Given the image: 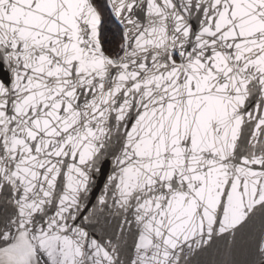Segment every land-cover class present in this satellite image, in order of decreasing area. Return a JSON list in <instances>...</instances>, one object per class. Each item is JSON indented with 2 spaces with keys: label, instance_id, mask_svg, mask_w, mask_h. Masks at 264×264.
I'll return each mask as SVG.
<instances>
[{
  "label": "snow or ice",
  "instance_id": "1",
  "mask_svg": "<svg viewBox=\"0 0 264 264\" xmlns=\"http://www.w3.org/2000/svg\"><path fill=\"white\" fill-rule=\"evenodd\" d=\"M0 264H264V0H0Z\"/></svg>",
  "mask_w": 264,
  "mask_h": 264
},
{
  "label": "water",
  "instance_id": "2",
  "mask_svg": "<svg viewBox=\"0 0 264 264\" xmlns=\"http://www.w3.org/2000/svg\"><path fill=\"white\" fill-rule=\"evenodd\" d=\"M111 164L109 163L108 165L105 166V176L111 171ZM103 184H104V177H100L98 176L96 178V182L93 185L91 191H90V195H89V199L91 200L92 203L95 202L96 197H98L99 195L102 194V189H103ZM88 207H91V203H88ZM258 239V229L256 231L253 232V234L249 237V244L250 245H254L256 240ZM238 258L240 259H250L253 261H258L259 257L256 256L254 254V252H252V250L250 248H246L244 254L242 256H239Z\"/></svg>",
  "mask_w": 264,
  "mask_h": 264
}]
</instances>
